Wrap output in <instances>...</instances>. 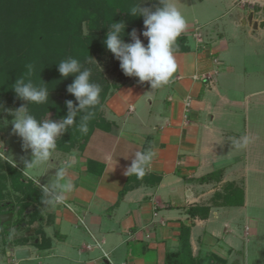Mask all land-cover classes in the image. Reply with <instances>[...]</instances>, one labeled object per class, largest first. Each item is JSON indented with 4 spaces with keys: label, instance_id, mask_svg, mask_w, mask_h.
Instances as JSON below:
<instances>
[{
    "label": "crops",
    "instance_id": "crops-1",
    "mask_svg": "<svg viewBox=\"0 0 264 264\" xmlns=\"http://www.w3.org/2000/svg\"><path fill=\"white\" fill-rule=\"evenodd\" d=\"M230 1L228 24L239 36L245 34L258 41L264 38V27H259L264 19L246 23L244 16L251 10L240 8V0ZM244 1L264 6V0ZM224 26L216 27L223 36L207 41V29L199 25L194 29L187 23L182 35L187 37L188 51L174 53L177 71L169 84L151 88L148 82L130 77L119 89L110 91L102 107V127L93 130L83 151L70 152L77 153L79 163L67 171L66 178L75 185L64 201L69 208L59 203L44 206L29 202L20 212L25 203L22 195L7 188L16 198L4 203L7 193L6 200H0V217L12 214L9 221L0 220V264H165L166 254L179 249L182 226L190 227L192 256L200 264L215 258L226 264H231L233 257L237 264L252 257L257 260L252 254H256L253 243L257 237L244 248V235L238 233L241 217L238 219L234 210L247 209V176L264 174V157L257 159L255 166L250 162L255 134L250 133L246 116L250 108L252 113L256 109V99L253 104L248 98L233 100L238 92L224 90V74L228 72L216 78L220 74L216 68L228 66L224 59L229 31ZM200 74L213 79L210 83L193 79ZM261 100L264 106L263 97ZM237 120L242 125L239 131L234 128ZM0 135L10 141L4 129ZM236 144L245 147L240 155L230 153ZM149 148L155 156L146 174L126 176L134 153ZM70 153L55 150L48 162L28 170L31 176L18 165L12 168L40 192L35 181L51 187ZM22 156L16 157L17 161ZM218 170L222 171L219 178L199 181ZM129 177L131 189L120 196ZM227 183L242 188L243 206L214 205L215 195ZM5 191L6 187L3 194ZM57 192L53 189L50 195ZM197 206L209 208L206 219L189 216L188 209ZM250 223L258 225L260 221L251 219ZM21 250L27 252L24 258H17Z\"/></svg>",
    "mask_w": 264,
    "mask_h": 264
},
{
    "label": "trees",
    "instance_id": "trees-1",
    "mask_svg": "<svg viewBox=\"0 0 264 264\" xmlns=\"http://www.w3.org/2000/svg\"><path fill=\"white\" fill-rule=\"evenodd\" d=\"M43 2L44 4L40 0H25L24 3L21 0H10L9 4L11 6L7 5L9 11L17 12L18 17L14 19L12 25L10 24L11 30L8 29L9 27L5 28L0 25V32L8 33V35L12 34L14 41H19L20 43L12 46L8 44L10 46L8 54L0 53V98L13 101L16 94L12 90L11 85L21 76L31 79L38 86L44 82L49 88V102L42 105L29 104L28 108L38 120H42L46 114L51 115L50 119L58 120L67 115L65 102L72 100L75 103V98L71 94L61 95L62 89L67 92V83L71 78H69L70 76L66 79L61 77L58 71V63L71 57L78 59L84 65L89 61L95 49L93 47L96 46L92 41L96 39V36L89 38L91 47H88L85 46L83 39L78 35L82 22L88 20L90 29L94 30L98 27L96 23L101 21L102 30L104 31V26L110 25L111 22H124L126 28L122 39L126 41L129 32L137 28H144L143 17H133L128 13L136 0H60V4H57L59 0H44ZM149 2L151 0H143L141 7L150 9ZM22 4L25 8L22 7ZM49 5L51 8H55L54 11L57 15L53 14L54 18H56L55 21L53 19V26L55 27L52 31H48V36L42 29V19L43 9L49 8ZM0 6H2L1 3ZM57 7H61V11L59 9L56 10ZM105 38L106 35L103 34V44ZM187 41V37L181 35L176 42L175 53L187 52ZM29 64L35 67V72L30 77L27 76L26 67ZM92 72V81L102 86L100 105L95 110L96 117L89 123V132L87 134H82L73 128L58 138L56 151L62 153H70L74 149L80 152L83 151L93 130L103 125L102 107L107 95L111 90L119 89L123 82L130 78L121 70L120 75L123 82L109 85L104 80L99 82V77L94 75L93 70ZM88 164L90 165V163ZM5 171L10 181V188L15 192H19L22 195L21 201L25 202L21 205L20 212L28 206L29 202L41 204V194L34 189L31 181L23 178L21 173L10 165H7ZM221 174L222 171L218 170L202 177L199 181L203 183L215 180ZM4 179H6L5 175L0 176V200L4 198ZM131 182L132 177H129L120 196H123L131 189ZM243 202V190L234 183H227L222 191L214 197L215 206L241 207ZM188 214L191 218L206 219L209 214V208L191 207L188 209ZM189 238L190 227L182 226L179 234V249L175 253L166 254L165 264H200L199 260L192 256ZM212 260L213 262L209 264H226V261L220 258Z\"/></svg>",
    "mask_w": 264,
    "mask_h": 264
},
{
    "label": "clouds",
    "instance_id": "clouds-1",
    "mask_svg": "<svg viewBox=\"0 0 264 264\" xmlns=\"http://www.w3.org/2000/svg\"><path fill=\"white\" fill-rule=\"evenodd\" d=\"M143 0H136L128 13L133 17H143L144 31L142 36L147 39L141 41L134 29L129 35L131 43L122 39L126 25L124 22H111L108 27L105 47L120 63V68L128 77L138 78L139 83L148 82L151 88L169 84L177 71L175 48L178 38L184 33L187 22L173 0H160L155 10L141 7ZM92 59V58H91ZM95 61L94 59H92ZM96 63V61H95ZM97 65V64H96ZM27 76L35 72V67L29 64ZM58 71L62 78L74 76L75 79L67 87V92L75 98L65 102L67 115L58 120H38L31 114L30 108L21 105L16 110H10L0 105V128L11 124V135L21 140V150H30V159L20 157L23 172L33 169L36 165L48 162L57 148V140L66 132L75 128L82 134L89 132V123L96 117V109L100 105L102 86L92 81V69L84 67L76 58H67L58 63ZM16 97L27 101L30 105H42L49 102V88L42 82L39 86L31 79L21 76L11 85ZM11 116V121L3 119V114ZM247 142V137L242 138ZM155 156V151H136L131 164L125 171L126 176L143 177L147 172L149 162ZM111 159V157H109ZM0 163L17 167V161L11 152L6 154V146L0 141ZM79 163L75 151L70 153L64 161V166L56 172V181L49 187L36 180L40 195V203L44 206H54L65 201L68 194L74 191L75 185L67 177L68 169ZM53 189L57 194L50 195Z\"/></svg>",
    "mask_w": 264,
    "mask_h": 264
},
{
    "label": "rangeland",
    "instance_id": "rangeland-1",
    "mask_svg": "<svg viewBox=\"0 0 264 264\" xmlns=\"http://www.w3.org/2000/svg\"><path fill=\"white\" fill-rule=\"evenodd\" d=\"M9 1L10 0H0V3L2 4V6H0V25L5 28L9 27L8 29L11 30L10 27L13 24L14 19L18 17V14L17 12L13 13L9 11V9L7 8V5L11 6V4H9ZM21 1H23L24 3L25 0ZM40 1L42 2V4H44V0ZM240 1V8H243L244 11L247 12L251 10V13H248L246 14V16H244L246 23L251 24L253 19H264V6L248 3L244 0ZM173 2L184 15L186 22L192 24V27L194 29L197 25H199L203 29H207L205 32L208 35L207 37H209L206 39L207 41H211L214 39L216 41L218 38L223 36V33L218 32V29H216L217 26L223 24L225 25L224 27L229 31L225 35L226 41H228V54L226 55V59H224L229 67L227 66L225 68H221L220 70L219 68H216L220 72V74L216 76V78H220L221 74L225 72L233 73L232 75L228 73L224 74L225 80L223 79L225 91L228 90L229 93L231 91L233 93H236V91L238 92V95H233L231 98L238 102H242L245 98H248L250 99V102L252 101V104L255 101L254 99H256V109H254V112L252 113V110L250 108L246 116L248 119L247 123L250 133L255 134V137L253 136L254 143H250L249 149V152H251L250 162L253 166H255L254 164L257 163L256 160L260 159L261 161L264 157V106L262 105L261 100L262 97L264 99V38L258 41V39L255 38H247V35L245 34L239 36L233 26L228 24L229 14L227 13L232 11L230 0H204L203 2L199 0H173ZM57 4H60V0L59 2H57ZM149 4L150 9L155 10L156 7L160 6V0H151ZM22 7L25 8L23 4ZM57 9L61 11V7H57L56 10ZM54 10L55 8H51L50 5L49 8L47 7L45 8V10L43 9L42 29L45 31L44 33L46 35H48L47 33L49 30L52 31V29L55 27L53 25L56 18H54L53 14L57 15V13ZM89 25L90 22L88 20L82 22L78 30V35H80V37L83 39L85 46L88 47H91L89 38L96 36V39H93L92 41L97 47H93L95 49L92 52L89 61H87L83 66L86 68H91L94 71V75L99 77V82L100 80H104L109 85L120 84L121 82H123V79L120 75V63L115 59L114 55L106 49L105 45L103 44V34H107L109 25L104 26L105 31L102 30L103 27L101 21L96 23L98 27L94 30L90 29ZM135 30L141 41L146 46L148 41L142 36V32L145 29L137 28ZM131 32L128 33V37L125 41L126 43L132 42L129 35ZM203 36L205 37L204 34ZM14 40L15 39L12 34L8 35V33L6 34L0 32V53L6 55L9 52V45H18L20 43L19 41ZM212 55L214 56L215 54L212 53ZM91 58L94 59L96 63ZM229 68H232L233 70L231 69L230 71ZM69 78L71 79L67 83L68 86L73 82L75 77L70 76ZM256 92H259L261 95L259 96V93H257L255 98L251 97L252 94ZM67 93L68 92H66L64 89L61 90V95L65 96L67 95ZM230 95L231 94L227 93V96L230 97ZM0 105H3V107L10 110H16L21 105L28 107L29 103L27 101L20 100L17 97H15L13 101L0 98ZM2 118L9 121H11L12 119V117L7 115V113H4ZM50 118L51 115L46 114L45 117L42 118V120ZM0 122H2V119H0ZM241 126V121L237 120L234 128L239 131L242 128ZM5 128H0V131L1 129H4V133L6 136H9L10 141L8 142L7 139H5V136L2 135H0V138H2L1 141L5 143L6 154L8 152H11L14 155L16 161V157H19L22 153L25 155V158L29 157L30 159V150L29 152L24 153L21 150V142L18 140L20 138L10 134L11 124H9ZM244 150L245 147L243 145L236 144L234 149L230 150V153L234 155H240L242 152H244ZM7 165L8 164L0 163V176L5 175L6 177V179H4L3 181V185H5L7 192L5 191L3 195L5 197L7 193L9 194L7 201H5L6 199L3 198L5 201L4 203H7L8 201L11 202L12 200H14V198H16L15 192H10L11 188L8 185L10 184V181L7 178L5 171ZM17 165L20 166V168L22 167V169L24 167L19 161H17ZM27 173L31 176L29 171H27ZM247 177V209L245 211H241V209L234 210L237 211L238 219H240L241 217V228L239 229L238 233H243L244 235V248H247L246 244L251 242L253 238L257 237L255 239V243H253V245L257 248L256 254H254L255 252L252 253L253 255H256L257 260L252 257L251 261L248 259L246 262L244 261L243 264H264V174L250 173ZM7 188L10 190H7ZM233 217L235 218L234 215ZM251 219H257V221L259 220L260 223H258V225H252L250 223ZM5 225H7V223ZM239 245V247H241L240 242ZM255 247L253 251H255ZM230 263L237 264L235 261V257L231 258Z\"/></svg>",
    "mask_w": 264,
    "mask_h": 264
},
{
    "label": "built area",
    "instance_id": "built-area-1",
    "mask_svg": "<svg viewBox=\"0 0 264 264\" xmlns=\"http://www.w3.org/2000/svg\"><path fill=\"white\" fill-rule=\"evenodd\" d=\"M213 74H216V72H214ZM193 79L201 81L203 83H210L212 81V76L211 75H206V74H200V75L193 76ZM189 106H190V99H187L185 107L188 108ZM59 204H62L65 207L69 208V206L67 204H65L64 202L59 203ZM103 256L105 258H107V254L103 253Z\"/></svg>",
    "mask_w": 264,
    "mask_h": 264
},
{
    "label": "water",
    "instance_id": "water-1",
    "mask_svg": "<svg viewBox=\"0 0 264 264\" xmlns=\"http://www.w3.org/2000/svg\"><path fill=\"white\" fill-rule=\"evenodd\" d=\"M259 27H260V28H263V27H264V22H262V23L259 25ZM11 217H12V214H11V213H9V214H4V215H2V216L0 217V220H1L2 223H4V222L9 221V220L11 219ZM26 252H27V250L17 251V253H16L15 256H16L17 258H24L23 256L26 254Z\"/></svg>",
    "mask_w": 264,
    "mask_h": 264
}]
</instances>
